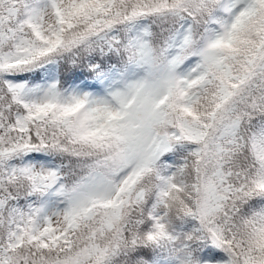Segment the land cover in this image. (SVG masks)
<instances>
[{
    "label": "snow or ice",
    "instance_id": "snow-or-ice-1",
    "mask_svg": "<svg viewBox=\"0 0 264 264\" xmlns=\"http://www.w3.org/2000/svg\"><path fill=\"white\" fill-rule=\"evenodd\" d=\"M0 264H264V0H0Z\"/></svg>",
    "mask_w": 264,
    "mask_h": 264
}]
</instances>
